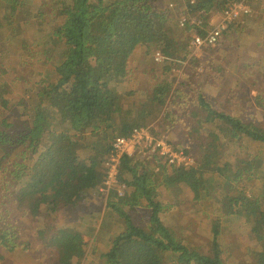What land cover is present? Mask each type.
<instances>
[{"label":"trees","instance_id":"trees-1","mask_svg":"<svg viewBox=\"0 0 264 264\" xmlns=\"http://www.w3.org/2000/svg\"><path fill=\"white\" fill-rule=\"evenodd\" d=\"M56 1L57 10L46 14L45 8L50 2L55 5V0H0V116L8 117L23 105L18 134L10 123L0 119V172L8 173L7 181H11L13 207L25 213L29 221L39 223L61 209L80 208L103 199L110 219L121 215L127 226L100 255L105 264H226L217 239V224L208 233L202 221L191 219L179 230L187 231L193 242L187 237H176L161 218L163 205L165 209L171 206L156 200L161 186L177 187L176 192L184 194L183 203L188 193L195 205L201 202L206 206L205 175L210 174L216 183L223 177L231 189L221 205L222 223L241 237L245 232L252 234L251 238L262 246L256 264H264V197L252 198L264 193V169L259 172L262 183L258 188L239 189L237 184L242 179L254 180L257 169L264 168V155L257 156L254 170L243 168L232 177L218 170L220 156L226 157V150H236L237 145L252 142L248 146H258L264 152V121L259 122L255 114L250 116L252 120L241 119L238 111H228L227 107L239 102L235 95L238 87L248 93L246 87L260 83L261 77L251 79L254 73L248 71L255 67L264 73L263 44L256 42L254 54L238 47L230 66L234 77L219 63L201 70L199 66L206 63L205 54L213 47L196 50L189 44L192 34H206L204 27L210 20L205 16L214 5L225 7L240 0H193L191 5L189 0ZM259 1L245 0L244 4L250 7ZM190 12L199 13L203 27L178 24L182 17L188 19ZM243 19L247 17L223 33L221 46L230 47L238 33L244 31L240 30ZM141 47L145 48V59L151 54L161 55L160 62L154 56L153 59L164 72L147 92L151 104L155 103L150 112L159 108L161 113L164 109L159 121L140 110L134 97L130 100L122 92L116 96L128 74L127 61ZM176 63L179 65L173 68ZM15 64L28 71L40 70L26 78L27 84L20 91L16 89L17 79L23 77L14 76L19 71H13ZM44 66L48 68L43 73ZM244 66L250 75L242 73ZM181 68L178 80H169L168 72ZM221 74L233 78V89L223 101L210 102L206 84L220 80ZM200 75L203 78L199 79ZM10 93L15 97L9 99ZM21 94L24 98H19ZM251 97L259 103L264 99V89ZM178 118L182 119L181 124ZM140 128L149 129L186 158H194V163L168 167L149 149L122 155L116 178L125 187L124 195L118 196L116 187L102 193L114 139ZM170 135L180 142L171 141ZM17 136L21 138L17 140ZM195 150L201 151L200 156L194 154ZM234 156L230 154L229 158ZM151 162H157L162 171L159 181L154 179ZM148 171H152L151 177ZM243 171L249 172L245 178L243 174L247 172ZM143 199L147 207L142 209L148 210L150 217L141 229L123 212L141 206ZM181 209L186 213L184 207ZM42 226L38 224V228ZM64 228L56 226L57 235L51 242H57L62 252L59 264H75V258L83 255L81 237L75 228ZM203 234H210L212 242L200 243Z\"/></svg>","mask_w":264,"mask_h":264},{"label":"rangeland","instance_id":"rangeland-1","mask_svg":"<svg viewBox=\"0 0 264 264\" xmlns=\"http://www.w3.org/2000/svg\"><path fill=\"white\" fill-rule=\"evenodd\" d=\"M57 8V1L55 0V5L52 2L48 4L45 8V13L52 14L57 10ZM250 10L252 17H247L245 20L243 19L244 21L241 23L245 29L241 27L240 30L244 31L238 33L236 39L232 42V44H230V47L228 45L221 46L222 41H220L219 44L207 51L205 54L206 66L204 64V66H199L201 67V70L205 71L209 65L219 63L220 67L224 66L228 68V73L234 77L232 73H235V71L230 69V66L233 63L236 53L239 52V50H237L238 47L240 48L241 46L240 51L243 49H250L252 54H254L253 48L258 42H260L261 45L263 44L264 47V0H260L257 4L253 3L250 5ZM218 11L219 9L214 5L210 13L205 16L208 21L210 20V23L216 21L215 17ZM259 49H261V46ZM254 50H256V48H254ZM144 51L145 48L141 47L139 50H136V52L133 53L127 61L126 71L128 74L124 78V82L120 84L118 88L119 92L117 93L115 88L111 89L114 93H117L116 96L122 92L127 93L126 97L130 100L134 97L135 101L139 103L140 110L143 109L144 111L152 114L151 117L153 119H157L156 121H159L161 113L162 115L164 113V109H161V113L159 108L153 109L150 112L155 103L151 104L149 99L150 97L147 96V92H149L148 89H151V87L155 84V79L158 75H162L164 71H162L160 64L154 63L153 54H151L149 58L145 59ZM196 54H198V57L200 56V53ZM177 65H179V63H176L173 68L177 67ZM46 68H48V66H44L42 70L43 73ZM17 70L19 71L16 72L14 76L23 77L17 79L19 85L18 88L13 85V87H15L18 91L24 88L27 84L26 78H31L33 74L40 71H28L24 69L22 65H13V71ZM172 70H170V72L167 70L169 80L173 81L175 78L178 80L179 75L182 73V68L176 72H172ZM152 71H155L154 73L156 74H152ZM241 71L246 75H250L246 73L245 66L241 68ZM248 72L254 73L251 79L261 77L258 80L260 83H254L251 87H246V90H249L248 93L244 92L242 87H238L235 95L238 96L239 102L235 101L232 106H226L229 108L228 111H238V117L241 119L247 117L249 120H252L250 116L255 114L258 121L263 123L264 99L262 101L259 100V103H256L253 100L254 98L251 96H255L257 93L263 91L264 77H262V75L264 73L262 71H256L255 67L254 69H250ZM176 73L179 74L176 75ZM220 76H222L220 80L215 81V83L211 81L206 84L205 91L211 94L210 102L219 103L223 101L228 93H230L229 91H232L233 89V78L226 74H221ZM212 77L214 76H211V78ZM201 78H203V75L199 76V79ZM223 89L227 90L222 91ZM30 93H34V90ZM7 97L12 99L15 95L10 93ZM19 98H24V96L21 94L19 95ZM147 104H149L148 107ZM22 106V104L17 106L15 109L17 112L8 115V117L0 116L1 120L10 123L13 126V131L17 134L21 128L20 116L23 111ZM176 120L181 124L182 119L178 118ZM8 131L11 133V129H8ZM15 135L16 134H14V136ZM18 137L21 138V136H17V140ZM169 137L171 141H177L175 136L170 135ZM248 145L252 146L253 144L252 142H248L246 145H237L236 150L227 149V156H220L219 158V173L223 172V174L226 173V175H230V177H232L233 173H236L235 171L243 168H250L251 170L256 169L257 161H255V159L264 155V152L262 149L259 151L260 147L258 146L252 148ZM144 150L145 149L136 148L134 153H142ZM196 153L198 156L201 154V151ZM230 154H235V156L229 158ZM194 161V158H188L183 166H190L194 163ZM151 164L154 168V179H158L157 181H159V178L162 177V171L159 170L158 165L156 166L157 162H151ZM160 165L162 166L163 164L161 163ZM262 169L264 168L259 167L257 169L254 180L253 178L242 179L239 183H237L239 186L238 188L240 189V187L246 186H252V188L256 186L258 188L257 185L260 186L262 183L260 181L262 179H260L262 175L259 174ZM151 172L152 171H148L149 177H151ZM248 173L249 172L243 174V178H245ZM7 176L8 173L0 172V264H59V257L62 252L60 251L59 244L57 242H51L52 238L57 235V230L55 229L56 226L65 227L64 231L65 229L68 231L75 228L77 233L80 235L82 243L80 249L83 251V255L75 258V264H105L100 255L110 248L112 240L119 233L126 231L127 226L124 217L119 215L110 219L108 207L102 199L101 201L95 200L92 204H86L80 208L69 207L67 209H61L58 214L49 216L46 221L33 223L32 221H29V218L25 213L17 210L18 208L13 207V202L9 195L12 190V186L10 185L11 181H7ZM205 182L207 183L206 189L209 190H206L205 192L206 206L202 205L201 202H199L198 205L196 204V206L194 204V200H192V196L188 193L185 194L187 199L183 203L184 194L176 192L178 189L177 187L161 186V188L158 189L160 194L156 200L171 206L170 209H165L166 205H163L164 209L161 212L163 223L173 230L176 237L187 238L188 232H180L179 229L180 225L183 223L186 225L187 221L190 223L191 219L195 221H202L206 225L204 227L207 228L208 233H210V231L213 230L212 228L216 226L215 224H217V239L222 247L221 252L226 264H256L257 253L262 250V246L251 238L252 234L249 235L248 232H245L247 234L242 235L243 237H241L237 235L233 229L231 230L227 227L225 223H222L223 216L221 215V205L225 202L224 198L231 190L227 184L229 182L224 181V178L220 177L216 183L210 174L205 175ZM213 186L216 188L212 189ZM221 195L223 196L221 197ZM260 197H264V193H261L260 195L256 193L252 198ZM140 203L141 206L138 205L136 209L127 208L123 213L124 216H129V219L135 226L144 229L147 224V220L150 217V212L146 209H142V207H147L145 199H143ZM182 207H184L186 213H183L181 209ZM38 224L43 226L38 228ZM241 228L244 227H240V229ZM203 235L205 237L201 238L200 243L208 241L212 242L209 237L210 234H208V237H206L205 234ZM189 241L193 242V240L190 239ZM207 247L208 245L204 247V250H206ZM165 262L169 263L167 259H165Z\"/></svg>","mask_w":264,"mask_h":264},{"label":"built area","instance_id":"built-area-1","mask_svg":"<svg viewBox=\"0 0 264 264\" xmlns=\"http://www.w3.org/2000/svg\"><path fill=\"white\" fill-rule=\"evenodd\" d=\"M218 2H224L228 0H216ZM245 0H240L235 4H230L225 7H218L219 11L216 13V21L205 25L206 34L198 35L192 34L191 41L189 42L190 47L193 49H199L202 47H214L222 40V35L229 27L239 21L242 17H251L252 13L250 7L244 4ZM193 0H189L190 5L193 4ZM172 4V2H171ZM199 13L190 12L189 18L179 19L178 24L184 26L189 23L191 27L202 26V22L198 19ZM203 27V26H202ZM155 60L160 62L161 55L156 54ZM138 149H149L152 153H156L161 157L165 163L171 167L173 165L179 166L184 165L188 158L181 152L174 149L171 145L165 141L156 138L151 135L148 129H134L132 134L129 136H120L114 139L112 144V155L109 163H107V177L105 181V187L101 189L102 193L113 190L118 196L122 197L125 193V187L117 180L118 168L120 158L122 155H132L134 150Z\"/></svg>","mask_w":264,"mask_h":264},{"label":"crops","instance_id":"crops-1","mask_svg":"<svg viewBox=\"0 0 264 264\" xmlns=\"http://www.w3.org/2000/svg\"><path fill=\"white\" fill-rule=\"evenodd\" d=\"M148 130H149V129H148ZM149 132H150V131H149ZM150 134L153 135V136H155V135L152 134V133H150ZM176 142H180V140H177ZM179 145H180V144H178L177 146L179 147ZM192 146H193V144H192ZM193 148H194V147H193ZM194 149H195V148H194ZM145 150H146V149H145ZM145 150H144V151H145ZM144 151H142V153H143ZM196 152H198V150H197V151L195 150L194 154H195ZM198 156H200V155H198ZM198 156H197V157H198ZM160 163H162V161H161ZM162 164H163V163H162ZM168 167H169V166H168ZM4 196H5V195H4Z\"/></svg>","mask_w":264,"mask_h":264}]
</instances>
